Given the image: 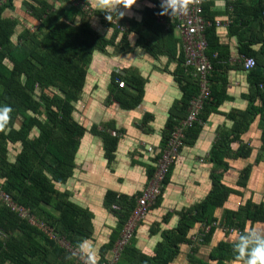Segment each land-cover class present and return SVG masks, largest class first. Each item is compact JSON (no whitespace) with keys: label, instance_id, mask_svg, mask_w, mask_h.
I'll use <instances>...</instances> for the list:
<instances>
[{"label":"crops","instance_id":"0c3cea01","mask_svg":"<svg viewBox=\"0 0 264 264\" xmlns=\"http://www.w3.org/2000/svg\"><path fill=\"white\" fill-rule=\"evenodd\" d=\"M81 1L91 12L76 18H85L106 43L92 52L74 104L73 116L86 130L79 137L72 175L55 186L77 207L79 242H90L100 258L110 255L124 214L112 209V198L128 206L146 186L156 158L143 144L162 145L168 124L185 117L186 111L179 106L193 77L183 63L179 32L163 23L165 17L158 20L151 14L158 0H136L131 9H122L125 16L114 15L123 30L105 19L96 0ZM6 2L0 0V5ZM69 3L14 0L2 15L16 21L12 39L17 42L27 30L43 33L45 29L40 28L30 5L55 10ZM203 4L207 18L224 21L206 33L207 52L214 62L211 98L202 125L186 135L156 203L139 223L124 254L128 264H144L142 256L152 257L160 244L170 247L168 236L175 234L172 231L182 214L195 212L220 185L228 193L213 212L218 224L203 242L180 243L169 264H217L221 256L225 264H243L231 243L237 234L228 232L227 227L233 225L227 221L241 222L245 230L264 227V220H254L244 212L246 206L264 207V89L255 84L254 73L264 81V0H234L233 10L229 0H204ZM243 56L255 57L256 67L244 68ZM116 76L126 82L124 87L117 85ZM133 97L137 100L133 105L122 103ZM38 131L34 128L30 135ZM8 146L9 153L16 154L21 144L9 142ZM214 149L223 152L221 165L211 158ZM199 228L190 229V238Z\"/></svg>","mask_w":264,"mask_h":264},{"label":"trees","instance_id":"16d2710c","mask_svg":"<svg viewBox=\"0 0 264 264\" xmlns=\"http://www.w3.org/2000/svg\"><path fill=\"white\" fill-rule=\"evenodd\" d=\"M13 1L7 0L0 5V105L7 104L12 108L7 127L0 131V185L10 192L18 203L30 207L58 234L77 245L79 239L76 235L80 234V224L77 220L79 212L55 184L66 181L72 175L79 137L86 130L73 116L74 104L83 89L86 64L96 48H103L106 38L92 30L85 18H76L78 14L84 16L86 10L70 1L67 7L60 6L55 10L48 7L40 10L35 5H30V9L40 21V28L45 29L43 33L27 30L14 42L12 36L16 21L2 15L3 8L12 6ZM159 3L158 0L151 14L155 19L161 20L167 16L158 15L161 11ZM254 8L258 9L257 6ZM165 18L163 23L175 29V17L172 20ZM117 21L119 22L118 19ZM114 24L116 27V23ZM254 73L257 82L255 84L264 89L260 86L261 83L264 84L263 77ZM116 78L119 77H115V82ZM197 90L196 80H189L182 105L179 106L181 111L187 112L188 102ZM136 102L134 97L122 99L124 105H133ZM205 106L206 104L204 108ZM204 108L200 115L202 122L205 118ZM202 122L189 128L186 135L195 132ZM176 123L173 119L168 124L163 144ZM237 127L240 126L236 125L235 128ZM34 128L39 129L38 134L30 135ZM9 142L21 144L16 154L9 153ZM218 153L219 151L214 149L211 158L221 165L223 152ZM169 174L170 172L166 182ZM227 193L226 187L220 185L218 189H213L212 195L199 203L195 212L182 214L177 229L172 231L175 234L168 236L170 247L158 245L152 257L143 254V263L169 264L178 252L179 244L191 240L189 231L192 227L204 221H214V209L223 202ZM116 199L112 198L111 207L116 203L118 208L112 209L124 213L118 238L136 200L130 201L128 206H122ZM0 205V227L6 233L5 236L0 235V250L9 248L15 253L19 263L32 264L26 253L29 251L30 241H33L28 239L41 234L52 243L56 264H82L74 256L70 260L66 259L71 254L69 251L49 238L40 228L21 218L8 207ZM48 205L56 208L59 214L49 210ZM244 212L254 220H264L263 206H246ZM227 222L243 232L246 231L241 222ZM14 230L20 231L19 237H13ZM130 244L122 252L117 264H128L124 254ZM222 260L223 256L217 264H225ZM199 264L210 263L200 261Z\"/></svg>","mask_w":264,"mask_h":264},{"label":"built area","instance_id":"2783aa9c","mask_svg":"<svg viewBox=\"0 0 264 264\" xmlns=\"http://www.w3.org/2000/svg\"><path fill=\"white\" fill-rule=\"evenodd\" d=\"M69 1L81 5L88 13L91 12V8L81 0ZM233 1L229 0L228 7L230 10L234 8ZM203 2L204 0L199 4L190 5L185 14L175 16V29L179 32L182 40L183 63L196 80L198 90L188 102L185 117L179 120L170 130L169 136L163 145L143 144L144 150L152 153L156 158L155 169L146 186L137 196L135 206L124 222L121 233L115 241L110 255L96 258L98 264L118 263L122 252L134 238L139 223L146 218L150 208L156 203L166 182V177L181 153L187 130L196 123L202 122L200 115L204 105L211 98V72L214 69V62L207 52L208 40L206 32L211 26H222L224 24L223 20H212L204 15ZM112 21L116 23L118 29H123V26L117 21L116 17H113ZM226 22H229V20H226ZM241 60L246 69H253L257 65L256 59L253 56H243ZM116 82L120 87L126 85V82L121 78H116ZM260 86L264 87V84L261 83ZM111 133L117 135L115 130H112ZM0 204L16 212L21 218L26 219L32 225L40 228L49 238L53 239L71 254L77 252V245H74L65 236L58 234L52 226L39 218L30 207L18 203L12 194L2 187V185H0ZM112 208H118V205L114 203ZM216 224H218L216 220L210 223L206 221L199 223V230L191 235L192 242H203L212 226ZM227 228L230 233L237 235L243 233L242 229L235 226ZM0 235L5 236L6 233L0 229ZM73 256L77 261L82 263L78 255L74 254Z\"/></svg>","mask_w":264,"mask_h":264},{"label":"clouds","instance_id":"9594fccd","mask_svg":"<svg viewBox=\"0 0 264 264\" xmlns=\"http://www.w3.org/2000/svg\"><path fill=\"white\" fill-rule=\"evenodd\" d=\"M202 0H160L161 11L158 15H167L173 18L177 15L185 14L190 5L199 4ZM105 14V19L112 22V18H122L125 11L122 9H131L136 0H96ZM10 105H0V131H4L10 121ZM233 250L237 253V259L243 264H264V227L250 228L237 235L231 241ZM77 252L72 253L66 259H72L73 255H78L82 264H98L96 252L93 245L88 241H80L77 244Z\"/></svg>","mask_w":264,"mask_h":264},{"label":"rangeland","instance_id":"374dc122","mask_svg":"<svg viewBox=\"0 0 264 264\" xmlns=\"http://www.w3.org/2000/svg\"><path fill=\"white\" fill-rule=\"evenodd\" d=\"M85 13L87 14V11ZM0 229L2 228L0 227ZM12 234L13 237H19L20 231L14 230ZM28 240L33 241V243L30 241L31 245L28 247L29 251L26 253L32 264H56L54 254L52 252L53 245L48 239H46L41 234H37L31 239L29 238ZM0 264L21 263L17 261L15 253L13 254V252L9 248H3L0 250Z\"/></svg>","mask_w":264,"mask_h":264}]
</instances>
